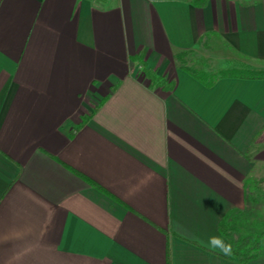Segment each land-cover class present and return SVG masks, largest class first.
Instances as JSON below:
<instances>
[{
  "label": "crops",
  "instance_id": "obj_1",
  "mask_svg": "<svg viewBox=\"0 0 264 264\" xmlns=\"http://www.w3.org/2000/svg\"><path fill=\"white\" fill-rule=\"evenodd\" d=\"M183 51L264 69V0H0V264H241L207 243L264 177V78Z\"/></svg>",
  "mask_w": 264,
  "mask_h": 264
},
{
  "label": "trees",
  "instance_id": "obj_2",
  "mask_svg": "<svg viewBox=\"0 0 264 264\" xmlns=\"http://www.w3.org/2000/svg\"><path fill=\"white\" fill-rule=\"evenodd\" d=\"M196 6L203 7L209 0H185ZM191 51H183L176 54L180 66L187 70L192 76L202 81L206 86H213L218 80L226 77L237 78H264V69H255L249 65L224 68L218 72L199 70L187 63V56ZM259 183L264 184V177L261 180L248 178L246 181L247 205L244 209H232L223 217L220 223V230L232 244L233 255L230 258L236 259L241 264L249 263L260 257H264V220L256 219L253 209L247 207L253 200V192Z\"/></svg>",
  "mask_w": 264,
  "mask_h": 264
},
{
  "label": "rangeland",
  "instance_id": "obj_3",
  "mask_svg": "<svg viewBox=\"0 0 264 264\" xmlns=\"http://www.w3.org/2000/svg\"><path fill=\"white\" fill-rule=\"evenodd\" d=\"M210 53L212 52V54H216L217 56H221V52H219L218 49L211 47V49H209ZM187 63H189L191 66H193L196 69L199 70H205V71H210L213 72L214 70L212 69V62L211 61H203L200 59V57H192L191 54H189L187 56ZM215 60V59H214ZM223 60V59H222ZM243 59L241 58L240 61H242ZM215 63H213V66L215 67V72H218L220 67H221V60H215L213 61ZM245 61H242V63H244ZM245 64V63H244ZM218 67V68H217ZM218 69V70H217ZM263 177H257V180H261ZM247 207H250L251 209H253V213H255L254 215L256 216V219L258 218L259 220H264V184L263 183H259L257 186V189H255V191L253 192V200H251L249 202V205Z\"/></svg>",
  "mask_w": 264,
  "mask_h": 264
},
{
  "label": "clouds",
  "instance_id": "obj_4",
  "mask_svg": "<svg viewBox=\"0 0 264 264\" xmlns=\"http://www.w3.org/2000/svg\"><path fill=\"white\" fill-rule=\"evenodd\" d=\"M202 243V242H201ZM207 247L214 253L231 257L233 255V247L231 243H226L220 235H213L208 238Z\"/></svg>",
  "mask_w": 264,
  "mask_h": 264
}]
</instances>
